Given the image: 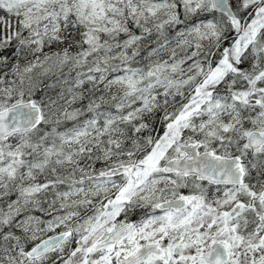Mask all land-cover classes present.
Returning <instances> with one entry per match:
<instances>
[{
	"label": "snow or ice",
	"instance_id": "1",
	"mask_svg": "<svg viewBox=\"0 0 264 264\" xmlns=\"http://www.w3.org/2000/svg\"><path fill=\"white\" fill-rule=\"evenodd\" d=\"M0 264H264V0H0Z\"/></svg>",
	"mask_w": 264,
	"mask_h": 264
}]
</instances>
